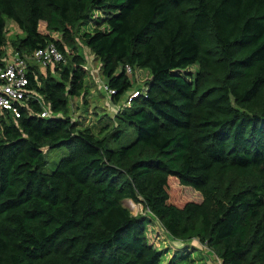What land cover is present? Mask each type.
<instances>
[{
	"label": "trees",
	"instance_id": "16d2710c",
	"mask_svg": "<svg viewBox=\"0 0 264 264\" xmlns=\"http://www.w3.org/2000/svg\"><path fill=\"white\" fill-rule=\"evenodd\" d=\"M79 42L112 104L147 71L97 130L70 117L91 71ZM49 44L63 60L27 77L50 115L0 109V264H163L149 215L221 264H264V0H0V66L8 45Z\"/></svg>",
	"mask_w": 264,
	"mask_h": 264
},
{
	"label": "rangeland",
	"instance_id": "374dc122",
	"mask_svg": "<svg viewBox=\"0 0 264 264\" xmlns=\"http://www.w3.org/2000/svg\"><path fill=\"white\" fill-rule=\"evenodd\" d=\"M6 29L8 41L16 35H22L21 31L10 19L6 20ZM84 29H89V26L81 27L79 29V33ZM78 46L86 56L87 66L92 72L90 71V74L86 77L87 94H85L84 97L73 98L70 101V117L73 120H78L85 125L92 126L95 130H97L100 126V119L104 121L107 116H113L116 108L125 103L128 97L132 95L136 89L141 88V84L147 78V71H137L131 88L122 95L117 104H112L109 101V94L104 89L105 81L99 70L100 62L93 58L89 51L81 45L80 42L78 43ZM190 69L193 71L195 67L193 66ZM65 153L66 150L64 148H53L47 150L46 157L49 161L47 170L52 169L54 167V163ZM184 188L193 191V198H198L200 195L199 192L189 186H184ZM123 204L133 215L144 213L142 205L134 203L130 199H125ZM146 238L148 242L152 243L164 252L163 264H167L174 256L180 255V252L184 248H187L186 251L190 254V259L178 258L176 264H201L200 261L202 258L199 259V257H201L202 247L196 240L187 241L183 244L180 241L169 238L160 223L151 215H149V222L146 225ZM211 259L212 261L208 264H217L214 256H212Z\"/></svg>",
	"mask_w": 264,
	"mask_h": 264
},
{
	"label": "built area",
	"instance_id": "2783aa9c",
	"mask_svg": "<svg viewBox=\"0 0 264 264\" xmlns=\"http://www.w3.org/2000/svg\"><path fill=\"white\" fill-rule=\"evenodd\" d=\"M62 60V53L53 44L35 49L29 54L20 53L8 45L5 63L0 66V109H6L18 117L20 113L19 105H26L29 99L35 98V91L28 86L27 74L30 65L36 64L44 70V68L58 64ZM126 71L130 73L129 66H126ZM104 89L108 94L112 93L106 85H104ZM35 99L41 106L40 116H49L48 105L42 99ZM215 259L217 264H221L216 256Z\"/></svg>",
	"mask_w": 264,
	"mask_h": 264
},
{
	"label": "crops",
	"instance_id": "0c3cea01",
	"mask_svg": "<svg viewBox=\"0 0 264 264\" xmlns=\"http://www.w3.org/2000/svg\"><path fill=\"white\" fill-rule=\"evenodd\" d=\"M202 247V252H201V257H199V259H201L202 258V260L200 261L201 262V264H208L210 261H212V256H214L207 248H205V247H203V246H201ZM212 256H211V255ZM215 257V256H214ZM200 264V263H199Z\"/></svg>",
	"mask_w": 264,
	"mask_h": 264
}]
</instances>
